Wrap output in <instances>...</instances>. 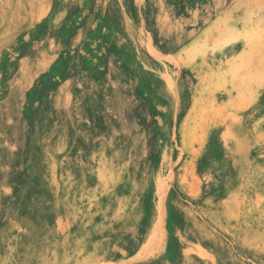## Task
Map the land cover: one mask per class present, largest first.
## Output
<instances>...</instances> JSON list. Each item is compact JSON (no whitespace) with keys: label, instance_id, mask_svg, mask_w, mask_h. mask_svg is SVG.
<instances>
[{"label":"rangeland","instance_id":"374dc122","mask_svg":"<svg viewBox=\"0 0 264 264\" xmlns=\"http://www.w3.org/2000/svg\"><path fill=\"white\" fill-rule=\"evenodd\" d=\"M0 264H264V0H0Z\"/></svg>","mask_w":264,"mask_h":264}]
</instances>
